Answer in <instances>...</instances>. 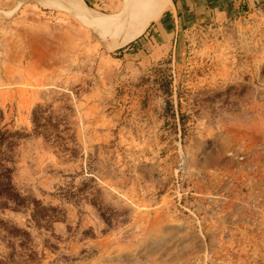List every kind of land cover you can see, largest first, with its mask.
I'll return each instance as SVG.
<instances>
[{
    "label": "rangeland",
    "instance_id": "obj_1",
    "mask_svg": "<svg viewBox=\"0 0 264 264\" xmlns=\"http://www.w3.org/2000/svg\"><path fill=\"white\" fill-rule=\"evenodd\" d=\"M142 2L0 0V264H264V0L161 44Z\"/></svg>",
    "mask_w": 264,
    "mask_h": 264
},
{
    "label": "crops",
    "instance_id": "obj_2",
    "mask_svg": "<svg viewBox=\"0 0 264 264\" xmlns=\"http://www.w3.org/2000/svg\"><path fill=\"white\" fill-rule=\"evenodd\" d=\"M262 0H169L159 16L145 29L152 43L161 44L185 29L222 27L256 11ZM144 40L146 37H143ZM147 42V41H146ZM145 41L138 40L135 50Z\"/></svg>",
    "mask_w": 264,
    "mask_h": 264
},
{
    "label": "trees",
    "instance_id": "obj_3",
    "mask_svg": "<svg viewBox=\"0 0 264 264\" xmlns=\"http://www.w3.org/2000/svg\"><path fill=\"white\" fill-rule=\"evenodd\" d=\"M168 94V93H167ZM169 95V94H168ZM36 113L32 111V122L34 123ZM17 137L16 133H11L3 127L0 130V211L10 210L16 211L20 208H26V199L21 197L13 188L11 184V171L10 160L8 158V153L12 149L13 141L12 138ZM34 202V201H33ZM41 210H44L41 207ZM32 220L41 219L39 213H37V208L33 207L31 209ZM0 231L4 232L10 237H18L21 242L19 247H23L22 243H25L24 237L27 236L25 231L17 229L14 227L6 228L3 221L0 220ZM30 254L23 255L28 260H32L34 252L27 249Z\"/></svg>",
    "mask_w": 264,
    "mask_h": 264
},
{
    "label": "bare ground",
    "instance_id": "obj_4",
    "mask_svg": "<svg viewBox=\"0 0 264 264\" xmlns=\"http://www.w3.org/2000/svg\"><path fill=\"white\" fill-rule=\"evenodd\" d=\"M144 1L145 0H143L142 3H139V5H142L144 3ZM149 1H153L154 2L153 5L151 7H149V10L145 14H143L141 16V18H139L135 27L132 29L130 35L128 36L127 41L134 40L135 38L140 36L143 33V31L145 30L147 24L150 21L155 20L159 16V14L164 10V8L168 5V3H170L169 0H147V2H149ZM134 8H135V6H134ZM132 11H133V8L130 9V11H128L129 18H131ZM102 36H103V34H102ZM124 42H122V43H124Z\"/></svg>",
    "mask_w": 264,
    "mask_h": 264
},
{
    "label": "water",
    "instance_id": "obj_5",
    "mask_svg": "<svg viewBox=\"0 0 264 264\" xmlns=\"http://www.w3.org/2000/svg\"><path fill=\"white\" fill-rule=\"evenodd\" d=\"M126 8H127V6H126ZM121 17H122V15H121ZM121 19V18H120Z\"/></svg>",
    "mask_w": 264,
    "mask_h": 264
}]
</instances>
